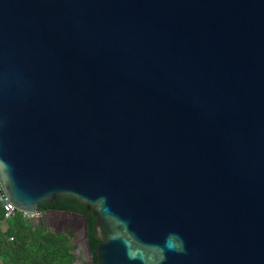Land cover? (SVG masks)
Instances as JSON below:
<instances>
[{"label":"water","instance_id":"water-1","mask_svg":"<svg viewBox=\"0 0 264 264\" xmlns=\"http://www.w3.org/2000/svg\"><path fill=\"white\" fill-rule=\"evenodd\" d=\"M0 187L93 264H264V0H0Z\"/></svg>","mask_w":264,"mask_h":264},{"label":"trees","instance_id":"trees-1","mask_svg":"<svg viewBox=\"0 0 264 264\" xmlns=\"http://www.w3.org/2000/svg\"><path fill=\"white\" fill-rule=\"evenodd\" d=\"M58 210L85 215L89 224V243L95 252L100 242L94 232L95 217L79 202L59 199L42 204L38 211L46 213ZM95 220V223L93 222ZM4 221V209L0 204V223ZM6 233L0 228V254L5 264H74L77 245L70 232H54L39 222L35 225L20 212L8 220ZM13 237V241L9 238Z\"/></svg>","mask_w":264,"mask_h":264},{"label":"flooded vegetation","instance_id":"flooded-vegetation-1","mask_svg":"<svg viewBox=\"0 0 264 264\" xmlns=\"http://www.w3.org/2000/svg\"><path fill=\"white\" fill-rule=\"evenodd\" d=\"M60 213H63V211H60ZM93 222L95 223V220H93ZM48 224L52 226V228H54L56 231L72 233L74 243L77 245V248H79L83 252L82 256L83 258H85V262L83 264H93L94 262L96 263V257L94 256V260L91 261L89 255L85 250L86 243L87 241L89 242V239L88 237L87 239L85 238L86 229L83 220L74 217V214H71L69 216H63L62 214H54L51 216V218L48 219ZM87 234L89 236V224ZM98 244L100 245L101 241ZM75 263H77V261H75ZM77 264L81 263L78 262Z\"/></svg>","mask_w":264,"mask_h":264},{"label":"built area","instance_id":"built-area-1","mask_svg":"<svg viewBox=\"0 0 264 264\" xmlns=\"http://www.w3.org/2000/svg\"><path fill=\"white\" fill-rule=\"evenodd\" d=\"M4 201H7V198H6L4 192L2 191V189L0 187V202L3 203ZM17 212H20L25 219H28L30 221H35V220L40 221L44 218V215H45V213L21 212V211H18L16 208H14L9 203L7 205H4V217H5V219L9 220V219L13 218L17 214ZM13 239H14L13 237L10 238L11 241Z\"/></svg>","mask_w":264,"mask_h":264},{"label":"crops","instance_id":"crops-1","mask_svg":"<svg viewBox=\"0 0 264 264\" xmlns=\"http://www.w3.org/2000/svg\"><path fill=\"white\" fill-rule=\"evenodd\" d=\"M0 204L2 205V203L0 202ZM2 207H3V209H4V206L2 205ZM35 225H37L39 222H41V220L40 221H37V220H35V221H32ZM9 222H8V220L7 219H5V217H4V221H2L1 223H0V228H1V230L4 232V233H6L7 232V230H8V227H9ZM49 229H51L52 231L54 230V232H55V229L54 228H49ZM9 241H11L10 240V238H9ZM13 241V240H12ZM1 250V249H0ZM0 264H5V262H4V259H3V256L0 254Z\"/></svg>","mask_w":264,"mask_h":264}]
</instances>
